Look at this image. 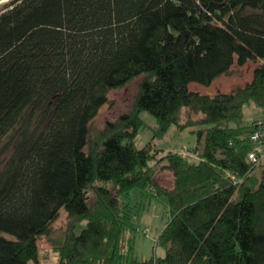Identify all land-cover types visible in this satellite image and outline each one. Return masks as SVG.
I'll list each match as a JSON object with an SVG mask.
<instances>
[{
    "label": "trees",
    "instance_id": "16d2710c",
    "mask_svg": "<svg viewBox=\"0 0 264 264\" xmlns=\"http://www.w3.org/2000/svg\"><path fill=\"white\" fill-rule=\"evenodd\" d=\"M252 79L213 94L235 64ZM135 100L94 127L113 89ZM264 109V0H9L0 9V264H264V168L247 103ZM156 119L194 129L199 160L135 140ZM169 182H165L163 173ZM169 210L164 256H133L138 203ZM63 218V219H62ZM62 219V225L56 222ZM61 222V221H60Z\"/></svg>",
    "mask_w": 264,
    "mask_h": 264
},
{
    "label": "rangeland",
    "instance_id": "374dc122",
    "mask_svg": "<svg viewBox=\"0 0 264 264\" xmlns=\"http://www.w3.org/2000/svg\"><path fill=\"white\" fill-rule=\"evenodd\" d=\"M9 0L0 2V9H2ZM254 63L247 62L245 65L235 64L230 74H225L213 81L211 86L201 85L195 82L190 83L191 88L205 92L208 94L216 93L217 91H229L237 85H244L246 81L252 79L254 72ZM139 78L124 85L123 88L113 89L109 93L110 101L102 106L99 114L94 119V127H103L107 120H114L119 114L125 112L127 108L133 104L135 94L139 89ZM264 109L256 107L252 103H247L244 109L246 123L252 122L256 117L263 116ZM263 114V115H262ZM143 120L146 122V127L140 130L135 142L137 146H143L151 142L152 149L157 152V156L174 150L186 154L191 161H198L199 157L194 147L198 143L197 134L194 129L198 127L192 126L186 129H177L171 126L169 131L163 136H154V128L157 126V119L149 112L143 111L141 113ZM149 141V142H148ZM263 163L259 164L256 172L260 174ZM167 172L163 173L165 182ZM133 204L138 203V212L135 217L134 236V251L133 256L142 260L153 257V255H164V247L158 244L157 237L162 231L163 227L169 220V210L166 205L157 200L152 194L143 192L142 190H133L129 199ZM63 219V218H62ZM62 219L57 221L56 226L62 225ZM61 221V222H60ZM40 246V262L38 264H58L59 257L48 239L41 238L38 242Z\"/></svg>",
    "mask_w": 264,
    "mask_h": 264
},
{
    "label": "built area",
    "instance_id": "2783aa9c",
    "mask_svg": "<svg viewBox=\"0 0 264 264\" xmlns=\"http://www.w3.org/2000/svg\"><path fill=\"white\" fill-rule=\"evenodd\" d=\"M255 130L250 134L254 141V149L249 152L248 157L253 161H259L261 156H264V118H259L254 124Z\"/></svg>",
    "mask_w": 264,
    "mask_h": 264
},
{
    "label": "crops",
    "instance_id": "0c3cea01",
    "mask_svg": "<svg viewBox=\"0 0 264 264\" xmlns=\"http://www.w3.org/2000/svg\"><path fill=\"white\" fill-rule=\"evenodd\" d=\"M263 114H264V112H263ZM262 114V115H263ZM259 118H264V115L263 116H259V117H256V118H254L252 121H254V120H257V119H259ZM249 123H251V122H249ZM262 158H264V156H262ZM263 161V160H262ZM164 249V251H165V247L163 248ZM166 253V252H165ZM161 256H164V255H161ZM144 259V258H143Z\"/></svg>",
    "mask_w": 264,
    "mask_h": 264
},
{
    "label": "water",
    "instance_id": "95a60500",
    "mask_svg": "<svg viewBox=\"0 0 264 264\" xmlns=\"http://www.w3.org/2000/svg\"><path fill=\"white\" fill-rule=\"evenodd\" d=\"M3 1V0H0V2Z\"/></svg>",
    "mask_w": 264,
    "mask_h": 264
},
{
    "label": "bare ground",
    "instance_id": "6f19581e",
    "mask_svg": "<svg viewBox=\"0 0 264 264\" xmlns=\"http://www.w3.org/2000/svg\"><path fill=\"white\" fill-rule=\"evenodd\" d=\"M4 1V0H3Z\"/></svg>",
    "mask_w": 264,
    "mask_h": 264
}]
</instances>
